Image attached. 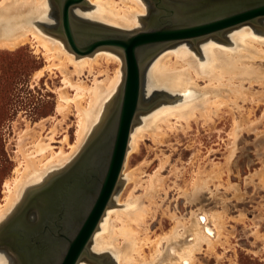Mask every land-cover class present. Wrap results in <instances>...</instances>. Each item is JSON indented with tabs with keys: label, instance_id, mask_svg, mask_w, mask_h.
Here are the masks:
<instances>
[{
	"label": "bare ground",
	"instance_id": "1",
	"mask_svg": "<svg viewBox=\"0 0 264 264\" xmlns=\"http://www.w3.org/2000/svg\"><path fill=\"white\" fill-rule=\"evenodd\" d=\"M86 2L89 8L77 6L72 10L78 19L125 31H133L146 24V0ZM49 4V0H0V49L14 50L31 43L46 60V66L37 73V78L46 70L61 74L63 86L58 89L56 113L64 121L71 109H75L76 138L71 143L66 134L61 146L55 148L56 128L47 139L30 128L20 134L19 163L14 177L4 184L0 225L17 213L30 188L45 185L55 172L67 168L82 153L108 117L113 115L124 82L125 59L121 53L102 47L78 56L70 50L64 37L43 30L39 23L49 20ZM112 62L119 66L112 75L108 70L100 69L102 63L108 65ZM147 63L142 75V95L145 94L147 98L157 88L166 90L172 98L167 104L137 116L130 132L127 155L136 153L146 137L161 143L168 134L177 130L178 124L190 128L192 120L199 117L208 123L224 108L241 110L239 102L251 101L257 106L260 103L264 105V17L255 23L246 22L195 41L184 40L165 45ZM86 73L94 76L92 83L82 79ZM99 76L103 79H99ZM255 87L263 91L256 92ZM70 91L73 92L72 96ZM234 120L236 128L244 125L243 120ZM237 131L232 129L229 134L225 164L215 163L210 170H199L194 175L182 193L188 202L197 200L213 180L222 184L224 173L231 171ZM29 137L32 141H29ZM65 145L68 151L64 149ZM139 171L137 169L128 174L123 171L120 180L141 185L144 193L137 196L134 191L131 192L124 204L119 199L115 201L114 193L89 243L91 255L106 253L115 264H196V253L204 246L208 251H215L217 245L227 243L224 215L219 212L212 213V217L216 218L212 222H216L214 230L204 224L205 218L200 221L194 213L187 220L176 212H170L172 228L152 237L148 228L143 227L151 213V206L156 204L154 198L162 187V178L157 172L143 183L135 176ZM35 218L33 216L31 220ZM54 252L53 260L57 261L60 253L55 249ZM85 259L82 258L78 264H93L88 260L83 261ZM0 264H10V261L0 254ZM98 264L105 263L100 261Z\"/></svg>",
	"mask_w": 264,
	"mask_h": 264
},
{
	"label": "rangeland",
	"instance_id": "2",
	"mask_svg": "<svg viewBox=\"0 0 264 264\" xmlns=\"http://www.w3.org/2000/svg\"><path fill=\"white\" fill-rule=\"evenodd\" d=\"M146 1L148 12L144 19L147 23L156 9L150 0ZM187 1L191 2L177 3V9L182 14L203 9L214 0ZM49 2V20L39 24L44 27L45 32L55 36L53 30L60 24L59 13L54 1ZM146 25L133 31L144 30ZM45 66L43 53L37 52L31 43L14 50L0 49V204L4 200L5 181L14 177V171L19 163L18 142L21 133L29 128L35 129L47 139L56 128V143L53 144L55 148L61 146V140L66 134L69 135L71 143L75 142L77 129L75 109H71L64 121L56 113L58 89L63 86L62 76L58 71L52 74L46 70L37 78V73L43 71ZM124 66L125 64L123 68ZM118 67L116 62L108 65L102 63L100 69L108 70L109 75H112ZM82 79L92 83L94 76L86 73ZM99 79L103 77L99 76ZM255 90L263 91L260 87H255ZM70 94L72 96L73 92L70 91ZM149 94L147 98L145 94L142 95L145 109L138 114L140 116L153 108L167 104L172 98L164 89L155 88ZM239 104L242 105L241 110L233 108L231 111L224 108L208 123L199 117L192 120L190 128L178 124L177 130L168 132L170 134L161 143L153 141L150 137L144 138L140 143V149L127 155L126 166L124 164L123 171L126 174L139 169L135 176L143 183L157 172L162 178V187L154 198L156 204L151 206V213L143 227L148 228L147 231L152 237L164 234L172 228L170 212H176L187 220L194 213L200 221L205 218L204 224L210 229L216 224L212 223L216 220L212 213L219 212L224 215L223 224L226 228L224 236L227 243L217 245L215 251H208L204 246L196 253V264H264V105L260 103L257 106L251 101ZM236 118L239 121L243 120L244 125L236 128L234 125ZM232 129L238 131L231 171L224 173L222 184L213 180L208 189L200 193L197 200L188 202L182 193L188 188L194 175L199 170H210L215 163L225 164ZM64 149L69 150L67 145ZM67 168L57 172L62 173ZM57 172L55 173L58 174ZM43 186L30 188L24 201L28 200L33 191ZM133 191L137 196L144 193L141 185L126 179L121 180L116 190L115 201L119 199L124 204ZM145 203L149 204L148 201ZM33 216L36 217V213L31 211L30 219ZM32 221L36 222V218ZM7 222L8 220L3 225ZM3 225H0V229ZM7 246V243L0 241V254L5 255L10 264H18ZM92 255L100 258L105 264H115L113 258L106 253ZM86 260L88 259L83 261ZM90 262L98 264L95 261Z\"/></svg>",
	"mask_w": 264,
	"mask_h": 264
},
{
	"label": "water",
	"instance_id": "3",
	"mask_svg": "<svg viewBox=\"0 0 264 264\" xmlns=\"http://www.w3.org/2000/svg\"><path fill=\"white\" fill-rule=\"evenodd\" d=\"M60 24L55 35L65 38L78 56L111 48L125 59V77L113 115L96 132L78 158L54 175L0 229L18 264H78L82 258L99 263L88 250L98 224L121 184L130 132L142 103V75L147 61L165 45L198 40L264 17V0H214L182 14L185 0H150L156 12L146 28L123 31L78 19L73 8L86 0H53ZM181 13V14H180ZM143 53V54H142ZM36 213V222L30 219ZM54 249L60 253L53 260Z\"/></svg>",
	"mask_w": 264,
	"mask_h": 264
}]
</instances>
